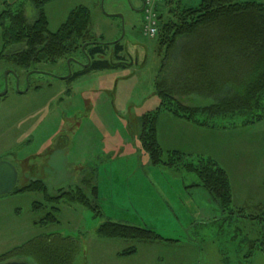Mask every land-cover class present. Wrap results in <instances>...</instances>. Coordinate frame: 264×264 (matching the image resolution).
I'll list each match as a JSON object with an SVG mask.
<instances>
[{
    "label": "rangeland",
    "instance_id": "1",
    "mask_svg": "<svg viewBox=\"0 0 264 264\" xmlns=\"http://www.w3.org/2000/svg\"><path fill=\"white\" fill-rule=\"evenodd\" d=\"M6 1L15 10L23 7L29 23L35 22L38 12L31 0H0V14L7 8ZM80 5L90 9L92 18L91 37L84 48L89 50L91 40L120 41L126 65L93 70L68 81L63 77L70 69L84 68L77 62L88 64L77 50L57 63L19 67L9 56L24 46L8 43L9 21L0 17V162L16 167V188L42 180L51 195L78 186L91 195L85 181L93 179L99 206L93 196V207L62 201L58 222L41 224L36 222L52 206L44 210L33 206L44 202V193L0 196V256L56 233L78 242L73 264H264V219L256 217L264 209V108L208 110L234 98L246 74L237 76L234 84L231 62L197 55L190 59L191 52L200 54L198 48L204 49L198 37H181L168 53L158 36L143 33L141 0H53L45 9L50 30L57 31ZM211 46L212 54L229 53L226 46ZM71 58L77 62L72 60L69 66ZM96 58L117 61L114 45ZM200 58L207 64H200ZM163 79L165 86L181 89L175 95L178 101L199 108L197 115L205 124L163 112L159 142L165 150L188 155L184 163H197L199 157L216 160L230 177V210L183 164L178 168L154 165L143 149L140 119L161 106L158 81ZM108 221L149 228L162 239L104 238L98 229ZM131 248L137 251L123 254ZM9 261L38 264L27 256Z\"/></svg>",
    "mask_w": 264,
    "mask_h": 264
},
{
    "label": "trees",
    "instance_id": "2",
    "mask_svg": "<svg viewBox=\"0 0 264 264\" xmlns=\"http://www.w3.org/2000/svg\"><path fill=\"white\" fill-rule=\"evenodd\" d=\"M31 1L38 12L32 24L29 23L23 7L15 10L7 1V8L0 14L4 22L9 21L5 28L8 43L24 46L21 51L13 54V57L9 56L19 67L27 69L41 62L57 63L61 58L70 56L77 50H80L87 58L90 57L91 64L88 68L73 72L68 81H73L93 70L116 69L126 65L121 56L125 48L120 41L106 43L91 40L89 50L84 48L87 39L91 37L89 27L92 18L87 6L80 5L71 10L66 21L57 31L53 32L50 30V22L45 10L47 4L53 0ZM158 13L160 21L158 41L161 46L167 47L168 53L175 50L181 37H198L204 49L198 48L200 54L191 52L190 59L193 55H197L205 59L207 56L214 60L224 59L226 64L231 62L229 69L233 72L231 75L234 77L232 81L234 84L237 82V76L246 74V79L243 80L244 86L240 85L242 87L234 98L222 105L216 104L208 110L213 112H222L223 108L250 110L255 105L264 108V3L242 0H200L199 4L191 5L185 0H164L159 6ZM205 30L208 31L207 34H202ZM212 43L226 46L229 53L214 52L212 54L211 49H214L211 46ZM111 44L114 45V58L117 61L96 58V56H105ZM209 46L211 49L208 48ZM205 59L204 62L202 58L198 61L200 64H207ZM239 64H241L240 67ZM158 84L159 93L162 96L161 106L147 112L140 119V141L143 149L148 153L154 165L178 168L183 164L187 171L198 176L200 185L206 188L225 210H230L233 202L230 177L216 160L199 157L197 163H184L188 155L179 150H165L159 142L158 122L163 112H170L194 124L205 123L197 115L199 108H192L177 100L175 95L181 89L170 84L165 86L164 79L158 81ZM91 182L93 179L85 181L91 195H88L89 192L81 186L61 190L59 194L51 195L42 180H34L24 187L16 188L12 193L38 191L44 193V202H36L33 207L34 210H44L48 205L52 206L46 215L36 222L48 224L58 222L57 214L60 212L58 204L62 201L93 207V200L96 202L95 206L98 207V185ZM91 196H93L92 200ZM261 212V216L256 217L264 219V209ZM98 233L104 238L149 242L162 239L157 232L149 228L116 221L102 224ZM79 250L80 247L76 240L53 233L38 237L3 254L0 256V263L14 256H27L34 258L38 264H73ZM136 251L137 249L131 248L123 254Z\"/></svg>",
    "mask_w": 264,
    "mask_h": 264
},
{
    "label": "water",
    "instance_id": "3",
    "mask_svg": "<svg viewBox=\"0 0 264 264\" xmlns=\"http://www.w3.org/2000/svg\"><path fill=\"white\" fill-rule=\"evenodd\" d=\"M123 18V16H120ZM75 60L74 58H71L68 60V64L70 66L71 61ZM91 64V58L88 57V64L84 65L85 68H88ZM9 72H6V79L8 78ZM73 72L70 69L69 75L66 77H63L65 79H68L72 76ZM29 79V76L27 77ZM7 92V91H6ZM6 92H3L2 95H4ZM18 183V171L16 167L7 161H1L0 162V196L11 193L15 190ZM2 264H30L27 261H9Z\"/></svg>",
    "mask_w": 264,
    "mask_h": 264
},
{
    "label": "built area",
    "instance_id": "4",
    "mask_svg": "<svg viewBox=\"0 0 264 264\" xmlns=\"http://www.w3.org/2000/svg\"><path fill=\"white\" fill-rule=\"evenodd\" d=\"M164 0H144L143 33L149 37L159 34L160 21L158 8Z\"/></svg>",
    "mask_w": 264,
    "mask_h": 264
},
{
    "label": "flooded vegetation",
    "instance_id": "5",
    "mask_svg": "<svg viewBox=\"0 0 264 264\" xmlns=\"http://www.w3.org/2000/svg\"><path fill=\"white\" fill-rule=\"evenodd\" d=\"M143 9H144V2H143V0H141V5H140V8H139V12L140 13H142L143 12ZM92 60V59H91ZM75 62H77V61H75ZM78 64H80V65H82L83 67H84V65H85V63H82V62H77ZM36 72H39V70H37ZM13 74V73H12ZM15 77H16V79L18 80V79H20V76L17 74V73H15ZM8 81V78L6 79V82ZM8 84V83H7Z\"/></svg>",
    "mask_w": 264,
    "mask_h": 264
},
{
    "label": "crops",
    "instance_id": "6",
    "mask_svg": "<svg viewBox=\"0 0 264 264\" xmlns=\"http://www.w3.org/2000/svg\"><path fill=\"white\" fill-rule=\"evenodd\" d=\"M189 124H190V123H189ZM191 125H192V124H191ZM193 126H194V125H193ZM186 127H188V128H189L190 126H186Z\"/></svg>",
    "mask_w": 264,
    "mask_h": 264
}]
</instances>
